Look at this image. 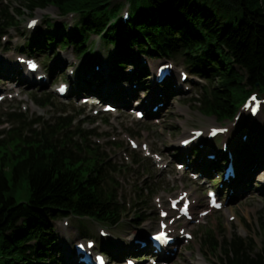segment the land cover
I'll list each match as a JSON object with an SVG mask.
<instances>
[{"label":"rangeland","instance_id":"1","mask_svg":"<svg viewBox=\"0 0 264 264\" xmlns=\"http://www.w3.org/2000/svg\"><path fill=\"white\" fill-rule=\"evenodd\" d=\"M195 1L201 5L210 6L207 0ZM1 2L3 4L7 2L12 7H19L20 0H1ZM112 3H119V9L126 3L129 6L134 5L136 7L145 5L144 0H112ZM239 9L232 5L226 10L222 9L219 13L216 10V12L224 16L225 20H231L237 24V20L241 16V9ZM22 11L23 14L18 17V23L13 24V28L9 29L8 39L5 41L8 49L0 45V89L5 94L4 99L0 102V140L7 142L12 134L17 131L15 134L20 133L21 137L30 136L36 140H50L56 146L64 144L66 151H70L74 155L89 156L95 153L100 159H108L109 164L104 165L102 168V174L106 178L105 185L115 189L117 201L120 205H124L120 221L113 226H104L86 217L71 215L64 217L65 219L61 217L56 219L54 221L56 241L52 245V252L56 255L55 260L57 261L58 259L62 264H72V258L68 255L67 248H70L71 243L75 240L87 237L97 238V229L99 227L108 229L111 236L114 234V240L113 238L111 240L114 242V248L109 250L111 256H113L112 261H121L123 263L126 256H133L137 264H150L145 260L150 254L141 255L143 249L134 251L135 247H133L131 251H126L125 244L131 243V240L130 242L126 241L127 237L134 233L133 239L138 236L142 238L147 233L155 231L158 220V207L156 206L158 204L156 200L159 199L160 203L165 206L168 197H175L181 189L188 190L196 196V199H198L197 204L200 206L197 211L203 209L202 207H206L207 198L205 191L209 186L217 188L220 179L214 177L215 175L212 171L207 172L206 177L192 179L189 176L190 170L192 168H200L203 162L194 163L191 160L193 158L192 150L195 146L186 155H181L184 159L180 161V157L177 158L179 156L178 139L183 135H188L192 128H203L206 130L211 125L218 126L221 124H228L229 131L227 135H224L221 139L217 138L206 143L204 149L196 153L197 158L209 153L214 148L217 152L216 154H223L219 146L225 138L228 139L230 136L228 140L234 148L238 164L241 161V157L242 161H244V156L248 152H252L250 163H247L249 167L245 171L247 172L246 182L239 185V189L233 195L229 194L233 191L230 192L227 188L228 186L222 185L219 189V197L223 202L222 209L213 210L198 223L187 222L186 226L188 227L185 229H188L193 235V239H190L187 243L182 240V234L177 232L178 228L183 226V220L177 221L179 225L175 231L178 235L176 251H173L168 259L159 260L156 264H198L197 260L199 259H202L206 264H217L221 258V250L212 246L214 239L221 241L222 237L228 238L233 234L244 239L253 238L254 246L257 250L264 239V219L260 220V217H264V186L258 182L253 171L259 169L260 166L264 168V162H262L264 157V137L261 141L259 140V145L251 146L248 144V139L252 140L253 136L251 133L247 132L249 136L244 132L248 136L246 138V142H248L246 149L244 147L243 151L239 149L237 152V148L241 144L243 130L251 129L252 124H256V129L264 131V106L258 118L248 119L245 117L241 120L238 119L235 125H233V122L229 123L227 119L218 122L214 116L203 114L199 110V103L196 100L203 91L202 86L210 85V82L207 78L197 77L192 72L182 81L179 71L184 70L187 72V70L182 57L179 56L175 59L169 58L174 63H172L173 78L169 85L175 89L173 90L172 88L171 90V88L168 89L162 85L161 89L164 92L154 96V99L149 101L150 104L146 106L151 113L154 105L159 101L163 102V105L155 113L152 112L155 117L152 118L150 116L137 120L133 117V113L128 110L136 103L133 98L140 97L141 99L143 97L146 100L151 89H153L149 73L151 67L153 66V79L156 76L157 64H163L165 63L163 61L168 59L142 54L136 46L124 47L120 50L115 45H105L103 39H100L96 34H92L89 37L87 45L95 44L96 47L99 45L100 49L98 51L101 55L94 54L92 50L88 51V49L83 55H78L74 51L72 44L65 48L56 45L50 49H41L37 50V52H34L36 50L33 52L22 51V53L19 50L32 35V33L26 31L28 29L27 22L30 18H37L38 30H45L48 28L44 21L46 17L50 20V23H64V26H66L74 23L79 16L78 13H61L53 5L36 8L32 13H29L25 8ZM49 28H52V26H49ZM13 52H16V55L22 53L35 56V59L40 64L38 72L39 74H46H44L45 80L40 84L28 82V79L33 80L37 73L30 74L29 78L21 77L24 70L23 65L18 63V61L14 62ZM119 52L125 55V58L121 60L124 59L127 62L122 69L123 75L119 76L135 77L130 82L127 81V83L119 79L118 75L113 73V67L111 68ZM96 55L101 56L102 61L96 60ZM143 59L146 60V65L145 63L142 65ZM13 62L14 64L11 65ZM104 62L105 66L107 65V70L103 69ZM96 64L99 65L97 70L94 66ZM135 64H141L139 67L146 68L148 75L146 77H138L139 67L134 73H129L128 69H134ZM20 69L22 71H18ZM70 71H73V73ZM9 74H11L12 78H9ZM61 81L72 82L73 88L66 97H60L55 93V87ZM132 81H136L133 90L141 91V89H144L147 92L143 96H141L140 91L134 96V92L132 93L133 96L131 95L132 97L129 98L128 93L130 91L127 88H132ZM75 82H77L76 85ZM98 82H102V84L99 85L100 83ZM80 85H82V88L78 89L77 86ZM104 85L114 86L113 92L115 94L111 93V95H116V99H119L118 94H120L122 99H112L119 102L124 100L127 102V106L120 105L112 113L104 114L99 111L100 109L97 106H91L89 102H81V96H78V94L96 92ZM119 86L121 88H118ZM10 95L14 97H9ZM38 97L41 103L49 102V104L38 106L36 103ZM128 98L129 101L127 100ZM94 110H98V113L94 114ZM9 112L21 113L22 122H19L17 118L8 116L7 113ZM67 115L75 116L70 129H44L45 124L42 122L29 124L37 117L42 118L45 122L54 123L57 116L63 117ZM157 119L160 120V123H155L154 120ZM17 125L20 126V129H11ZM76 127L80 129H75ZM78 132L81 134H78ZM45 136L47 137L45 138ZM128 137L135 139L138 143L146 142L150 152L160 154L163 157V161L160 164H156L150 156L144 154L140 147L133 149L128 143ZM196 142L198 145H202L200 144L202 139ZM256 146L258 148L260 146L259 153L255 150ZM261 151L263 155H260ZM3 153L4 149L0 146V165ZM216 154V160L221 161L224 158V155L221 156L222 158L219 156L218 158ZM165 162L167 165L162 168L161 165ZM176 162H185L184 167L181 170L176 169ZM237 162L236 166L238 165ZM256 163L259 167L257 165L252 166ZM10 165V159H5L4 170L7 175H9L8 169ZM194 173L196 172L194 171ZM205 180L207 184L203 185ZM11 193L16 201H27L29 198V187L26 180L20 177L12 188ZM229 213L232 214L228 215ZM232 217L234 219H231ZM62 219L68 222L69 227L68 225H62ZM209 230L213 232L211 239L207 234ZM96 241L97 249L105 250L107 248L105 244L110 239L101 241L97 238ZM65 242L67 248L64 246ZM121 247H124V250ZM7 255L8 253L1 249L0 238V259Z\"/></svg>","mask_w":264,"mask_h":264},{"label":"trees","instance_id":"2","mask_svg":"<svg viewBox=\"0 0 264 264\" xmlns=\"http://www.w3.org/2000/svg\"><path fill=\"white\" fill-rule=\"evenodd\" d=\"M144 1L143 7L131 5V14L121 20L120 4L112 0H20L19 7L12 8L0 0V36L18 23L23 8L32 13L36 8L53 5L61 13H78L74 28L67 32L64 23L53 24L46 17L48 28L33 32L21 51L72 44L74 51L82 55L89 37L96 34L105 45L120 50L136 46L151 57L181 56L186 69L210 82L202 86L196 101L203 114L219 122L231 119L250 91L264 93V0H207L210 6L195 0ZM232 5L241 9L237 24L218 14ZM122 58L125 56L119 52L112 68L118 78L127 64ZM36 100L40 105L49 103H41L39 97ZM7 115L22 122L21 113ZM74 118L57 116L54 123H48L37 117L29 124L42 122L44 129H70ZM15 133L7 142L0 140L4 149L0 165V238L1 249L8 253L0 264H61L52 252L56 219L71 215L113 226L122 217L124 205L117 201L115 189L105 185L102 174L109 160L95 153L74 155L66 151L64 144L56 146L50 140ZM246 146L241 144L238 149L243 151ZM197 151L193 149V153ZM5 159L11 161L9 175L4 170ZM20 177L27 182L29 198L18 202L11 190ZM211 231L207 232L210 239ZM212 246L221 250L218 264H264V239L257 250L253 238L234 234L221 241L214 239Z\"/></svg>","mask_w":264,"mask_h":264},{"label":"bare ground","instance_id":"3","mask_svg":"<svg viewBox=\"0 0 264 264\" xmlns=\"http://www.w3.org/2000/svg\"><path fill=\"white\" fill-rule=\"evenodd\" d=\"M10 63V62H9ZM14 63H11V65H13ZM36 82H41L42 80L41 79H36L35 80ZM113 87L114 86H112V85H104L102 88H100V90H98L97 91V94H99L100 95V97L101 98H104V99H108V98H113V99H116V95L114 96L113 94H115L114 92H113ZM118 88H121L120 86L118 87ZM130 92L128 93V92H125V93H128V94H132V93H134V91H133V87L132 88H127ZM108 91V93H106ZM111 93H113L112 95H111ZM159 93H162V91H161V87H153V89H152V91H151V95H149L147 98H146V100H144V103L146 102V104L149 102V101H151L152 99H154V96H158L159 95ZM118 98L119 99H122V96L120 95V94H118ZM119 99H116V100H119ZM260 113L261 112H259V114L256 116V118H258L259 117V115H260ZM246 115H244L241 119H243L244 117H245ZM141 118H143V117H141ZM256 127V124L254 125V124H252L251 125V129H245V130H243V132H242V135L244 134V132H248V133H251V135L253 136V139L251 140H249L248 139V141H249V143L248 144H250L251 146H254V145H259L260 144V141L262 140V138L264 137V131H261V129L259 130V129H256L255 128ZM247 133V134H248ZM249 135V134H248ZM185 136V135H184ZM187 136H190V134L189 135H187ZM250 136V135H249ZM260 140V141H259ZM252 144H251V143ZM261 146V145H260ZM260 146H259V148H258V146H256L255 147V150H256V152L257 153H259V151H260ZM250 147V146H249ZM204 148V147H203ZM260 155H263V152L261 151V154ZM251 156H252V152H248L245 156H244V161L240 164V166H238V173H239V175H238V177H237V179H236V182L231 186V188L229 189L230 190V192H232V193H229L230 195H233L238 189H239V185H242V184H244L245 182H246V176H244L243 175V172H242V168H243V166L245 165V164H247L249 161H250V158H251ZM263 161L262 162H264V157H263V159H262ZM254 165H257V163L256 164H253L252 166H254ZM258 167H259V165H257ZM251 169V168H250ZM258 177H260V175H258ZM206 185L207 184V181L205 180V182L203 183V185ZM262 188H263V186H262ZM196 197V196H195ZM196 201H198V199H196ZM232 213H229L228 215H231ZM185 225H186V223H185ZM68 227H69V225H68ZM192 239V238H191ZM127 242H130V240L128 239V240H126ZM64 246L67 248V244H66V242H65V244H64ZM125 247H126V251L127 252H129V251H131L132 249H133V247H134V244H133V242L132 243H127V244H125ZM67 249H69V248H67ZM121 249L122 250H124V247H121ZM197 263L198 264H206L202 259H199V260H197Z\"/></svg>","mask_w":264,"mask_h":264}]
</instances>
